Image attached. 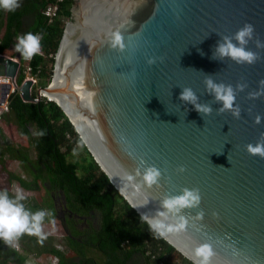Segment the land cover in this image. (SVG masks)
<instances>
[{
  "label": "water",
  "instance_id": "water-1",
  "mask_svg": "<svg viewBox=\"0 0 264 264\" xmlns=\"http://www.w3.org/2000/svg\"><path fill=\"white\" fill-rule=\"evenodd\" d=\"M245 23L264 41V0H74L50 83L36 97L32 79L18 87L24 102L38 101L45 90L115 189L140 216L171 226L162 237L196 264L195 250L205 244L213 251L210 264H264V159L245 148L264 133V96L248 98L264 80V49L249 43L262 57L252 66L212 59L221 36ZM115 34L123 49L112 47ZM20 58L0 54V76L14 85ZM205 75L248 85L236 99L240 119L218 114L219 103L203 117L179 99L190 87L200 103H210ZM10 88L0 83V103ZM181 165L184 173L177 172ZM149 166L161 171L159 186L143 182ZM183 188L199 189L201 203L182 211L186 223L177 229L179 215L157 213Z\"/></svg>",
  "mask_w": 264,
  "mask_h": 264
},
{
  "label": "trees",
  "instance_id": "trees-1",
  "mask_svg": "<svg viewBox=\"0 0 264 264\" xmlns=\"http://www.w3.org/2000/svg\"><path fill=\"white\" fill-rule=\"evenodd\" d=\"M54 1L20 0V7L10 12V22L5 24L0 40V47L8 48L22 33L31 31L40 34L43 54L28 60V65L32 74L48 78L52 75L54 55L64 25L71 20L74 0L58 2L57 16L48 22L42 10ZM21 60H24L22 56ZM23 80L21 68L18 83ZM32 96L36 97L35 94ZM46 97L24 102L18 90L10 93L8 110L3 112L1 119H12L19 135L26 137L35 156L29 158L23 147L4 142L0 162H3V154L7 153L11 158L26 163L31 174L29 180L9 173V178L16 180L22 188L37 190L41 181L49 192H62L69 212L84 216L93 211L98 213L97 228L79 230L73 224L66 227L68 245L74 255L67 258L59 249L51 248L50 252L57 258L58 264H98L93 257L86 255V250L91 248L104 256L102 264H156L161 259H168L170 253H179L141 219L93 160L68 161L67 155L74 146L83 142L61 108ZM48 219L50 217L45 220ZM27 237L29 235L25 234L19 239ZM0 253L7 264H25L22 255L3 240H0ZM75 257L77 260H74ZM189 262L191 264L192 261Z\"/></svg>",
  "mask_w": 264,
  "mask_h": 264
},
{
  "label": "clouds",
  "instance_id": "clouds-1",
  "mask_svg": "<svg viewBox=\"0 0 264 264\" xmlns=\"http://www.w3.org/2000/svg\"><path fill=\"white\" fill-rule=\"evenodd\" d=\"M20 7V0H0V9L7 12H14ZM42 36L38 33L34 34L29 31L23 35L17 36L15 45L16 51L25 59L31 60L34 56L41 52ZM235 41V42H234ZM250 42H254L256 49H264V41L256 34L255 26L251 23H245L232 36H221V40L217 42L214 49L212 59L224 61L229 59L237 65H255L262 59L258 51H253L248 48ZM112 47L124 48L122 37L115 34L111 41ZM161 62L163 57L159 58ZM157 58L150 57L147 60L149 65L156 63ZM205 91L213 97L210 103H200L196 92L190 87H183L179 99L194 106L195 110L204 116H209L213 112L212 103L222 104L216 111L218 114L230 113L233 118H241V107L236 103L237 95L243 92L248 85L246 83H237L235 87L232 84L217 82L212 75H205L203 81ZM264 96V80L259 81L258 89L248 93V98L251 100L259 99ZM251 111V109H249ZM262 117L257 114L254 118L256 125L261 124ZM246 151L252 156H259L264 159V133L260 134L259 139L255 144L249 143L245 146ZM223 167V166H220ZM185 166L178 167V173H184ZM162 177L161 171L155 166H149L144 169L142 179L148 188L159 186ZM25 196L19 190L13 196H10L8 191H0V240H3L9 246H15V242L25 234L36 236L38 242L43 243L46 236L43 232V224L47 217L54 215L53 212L47 210L32 211L25 207L23 201ZM201 203V194L197 188H183L181 194L165 197L161 202V208L164 211L157 213L158 217L167 219L169 215H179L181 223L177 225V229H183L184 220L182 211L185 209L198 208ZM217 215V214H213ZM204 216L203 210L199 211L196 219H202ZM141 219L146 221L150 228L159 236H163L165 232L173 231L171 226H166L161 219L149 218L142 215ZM195 256L198 259L197 264H210V258L213 256V251L209 245H201L196 248Z\"/></svg>",
  "mask_w": 264,
  "mask_h": 264
},
{
  "label": "rangeland",
  "instance_id": "rangeland-1",
  "mask_svg": "<svg viewBox=\"0 0 264 264\" xmlns=\"http://www.w3.org/2000/svg\"><path fill=\"white\" fill-rule=\"evenodd\" d=\"M10 12L0 9V40L3 37L4 26L10 22ZM70 21V20H68ZM25 33H22L23 35ZM17 38L14 43L8 47H0V54H5L11 58H16L18 52L16 51L15 45ZM19 71L15 77L14 90H18V76L21 68H25L28 64V60H21L20 58ZM52 77V75H51ZM51 77L40 76L38 74L24 73V80L27 78H33L34 83L31 87V93L37 96L38 88L46 86L50 83ZM14 83V82H13ZM47 94L45 91H42ZM33 131V129L31 130ZM8 142L17 147H23L29 158H34L35 154L26 137L19 135L18 129L13 123L12 119H0V153L5 149V143ZM68 161H91L94 160L93 155L90 153L84 143L80 146H74L73 151L67 155ZM98 165V164H97ZM80 172V171H79ZM9 173H13L29 180L31 178L30 171L27 168L26 163L11 158L7 153L3 154V162H0V191L7 190L10 196H13L17 190L21 191L25 196L23 201L26 208L32 211L36 210H47L53 212L54 215L50 219L45 220L43 224V232L46 236L43 243L38 242L36 236H29L26 239H19L15 242V250L20 253L23 257L25 264H58L57 258L50 252V249L55 247L64 253L65 257L73 258V251L68 245L67 240V226L73 224L75 228L79 230L97 228L99 225V215L97 212H90L88 215H77L71 213L65 207L64 197L61 191L55 190L49 192L45 187L44 183L39 181V189L27 190L22 188L19 183L9 178ZM70 221V222H69ZM86 255L93 257L98 264H102L104 256L95 249L86 250ZM168 255V254H167ZM170 256L165 259L169 264H190L189 260L185 258L180 252H173ZM166 258V257H165ZM74 260H77L75 257ZM162 260V259H161ZM159 260L156 264L161 262ZM0 264H7L0 253ZM191 264H194L191 262Z\"/></svg>",
  "mask_w": 264,
  "mask_h": 264
},
{
  "label": "built area",
  "instance_id": "built-area-1",
  "mask_svg": "<svg viewBox=\"0 0 264 264\" xmlns=\"http://www.w3.org/2000/svg\"><path fill=\"white\" fill-rule=\"evenodd\" d=\"M62 0H55L54 2L48 3L44 9L42 10V13L47 17V21L51 22L53 20V18L55 16H57V12H58V2H60ZM39 54H43L42 49L41 52ZM16 59V58H13ZM23 72L25 74L31 73V69L30 66L27 64L23 70ZM8 82H10L11 88L9 90V93L6 95L5 101L0 103V119L2 117L3 112L8 110V97L10 95V93L14 92V84L11 82L10 78H6ZM27 79H32L33 83H34V79L33 78H27ZM44 97V96H42ZM155 257V256H154ZM159 264H169L166 262L165 259L161 260V262ZM177 264H181L178 263Z\"/></svg>",
  "mask_w": 264,
  "mask_h": 264
},
{
  "label": "bare ground",
  "instance_id": "bare-ground-1",
  "mask_svg": "<svg viewBox=\"0 0 264 264\" xmlns=\"http://www.w3.org/2000/svg\"><path fill=\"white\" fill-rule=\"evenodd\" d=\"M0 83H5V84H10V82L7 81L6 77L0 76ZM45 91V90H43ZM42 95H46L47 97H49L50 99H52L48 94H45L44 92H42ZM185 255V254H184ZM186 256V255H185ZM187 257V256H186ZM188 258V257H187ZM190 259V258H188ZM191 260V259H190ZM193 263H195L193 260H191ZM196 264V263H195Z\"/></svg>",
  "mask_w": 264,
  "mask_h": 264
}]
</instances>
